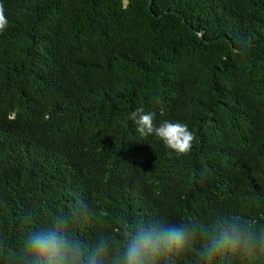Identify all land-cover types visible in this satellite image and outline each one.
Masks as SVG:
<instances>
[{"label":"trees","instance_id":"1","mask_svg":"<svg viewBox=\"0 0 264 264\" xmlns=\"http://www.w3.org/2000/svg\"><path fill=\"white\" fill-rule=\"evenodd\" d=\"M0 4V242L21 253L78 199L102 213L74 228L89 245L140 219L264 227V0ZM139 107L156 126L186 124L191 151L141 136ZM200 247L174 264H201Z\"/></svg>","mask_w":264,"mask_h":264},{"label":"clouds","instance_id":"2","mask_svg":"<svg viewBox=\"0 0 264 264\" xmlns=\"http://www.w3.org/2000/svg\"><path fill=\"white\" fill-rule=\"evenodd\" d=\"M6 26L4 6L0 4V31ZM154 117L155 113H145L139 107L129 118L141 136L155 135L180 155L191 151L195 136L186 124L164 121L156 126ZM8 118L14 119L15 114ZM101 215L96 207L78 199L66 211L52 215L48 223L29 229L21 253L0 242V264H174L173 257L191 250L197 242L201 243V264H214L217 257L227 255L250 261L264 253V227L258 228L255 220L235 214L211 225L196 218L176 223L140 219L126 224L119 239L99 233L93 243L86 244L75 234V226L99 220ZM26 221H31V213L21 223Z\"/></svg>","mask_w":264,"mask_h":264}]
</instances>
